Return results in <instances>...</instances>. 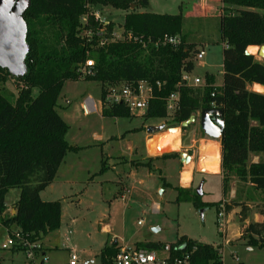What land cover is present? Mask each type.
<instances>
[{
    "label": "trees",
    "instance_id": "trees-1",
    "mask_svg": "<svg viewBox=\"0 0 264 264\" xmlns=\"http://www.w3.org/2000/svg\"><path fill=\"white\" fill-rule=\"evenodd\" d=\"M219 2L223 12L217 16L219 41L224 44L223 84L216 86L215 78L207 75L206 85L196 87L184 80V75L193 71L199 50L184 31L187 16L182 12L141 11L150 0H31L24 14L30 46L26 55L28 72L16 77L0 66V227L20 229L30 240L42 241L61 225V201L43 200L41 192L55 180L68 150L73 148L66 140L69 127L56 109L65 82L81 78L98 81L102 84L101 99L105 100L111 86H136L146 81L153 97L145 121L171 118V127H177L193 113L212 108L213 102L222 109L224 193L234 180L248 185L247 191L244 189L248 192L246 200H233V204L241 206L240 220L244 222L249 202H255L263 220L243 226L239 240L250 247H264V93L249 89L254 83L264 86V59L257 54L258 46L264 44V0ZM98 4L127 11L125 37L113 39L114 24L99 22L91 10ZM165 36H179L181 42L159 46L150 42ZM89 59L94 61L93 74L84 75L81 69ZM10 78L20 83L14 96L5 85ZM176 92L178 107L169 113L167 99ZM102 114L130 116L131 111L124 103H105ZM253 155L259 157L257 162L252 161ZM162 157H179V153ZM11 188L20 189L15 213H9L6 200ZM177 190L178 201H192L200 209L213 205L203 202L195 188ZM231 204H226L227 212L234 206ZM171 245L172 256L190 253L189 264H251L226 263L220 245L185 235ZM136 246L159 250L164 243L146 241ZM120 249L118 243H106L99 262L110 261Z\"/></svg>",
    "mask_w": 264,
    "mask_h": 264
},
{
    "label": "rangeland",
    "instance_id": "rangeland-1",
    "mask_svg": "<svg viewBox=\"0 0 264 264\" xmlns=\"http://www.w3.org/2000/svg\"><path fill=\"white\" fill-rule=\"evenodd\" d=\"M200 1L150 0L148 7L140 9L155 13L182 12L187 16L184 31L188 39L194 41L197 48L204 47L206 51L202 60L194 58V70L189 76V82L192 83L196 78L204 79L207 75H214L217 80H221L222 76L224 44L219 41L217 15L223 12L219 0H206L202 12L196 11L195 7L200 5ZM132 6L131 9H134L135 5ZM91 10L100 15L99 19L103 22H99L103 25L114 24L113 36H126L123 27L126 10L101 4L92 5ZM199 13L207 16H194ZM5 85L13 96L20 88L15 78H10ZM37 93L38 89H35L34 95ZM88 98L94 100L98 111H86L84 102ZM101 98L102 84L81 78L67 80L58 100L56 109L69 127L66 140L73 148L68 150L55 180L42 194L46 201L60 200L63 205L60 227L40 242L49 259L47 264H67L71 250H75L83 261L97 263L100 261L101 249L112 240H117L124 247L136 248L137 242L171 244L183 235L220 245L226 263L264 264V247L249 249L250 246L239 239L233 240L240 228V215L236 211L226 217V239L219 226L220 203L225 201L226 204L234 205L231 200H246L247 184L238 183L234 188L231 183L224 193L220 176L197 172L193 184L196 192L202 186V194H197L203 202L213 203L210 207L200 209L192 201L177 200L182 171L178 159L159 158L153 161L151 168L134 162H139L148 152L146 127L149 125H163L161 131L148 134L151 154L162 156L170 151H164L165 133L169 128L173 129L169 131L168 146L178 148L179 140L182 139L186 147L191 144L192 138L201 141L209 138L200 124L194 122L182 130L181 124L171 127V118L145 121L144 115L137 111L131 112L130 116H104L101 109L105 102L102 100L100 106ZM198 146L199 143H196L189 152L196 154L197 163H202L204 155L199 153ZM232 189H235L237 196L230 197ZM121 191L126 193V199H122ZM19 195V188L8 191L6 200L9 213ZM155 203L159 204L158 209L154 207ZM250 204L252 207L256 205L252 201ZM238 210H241V206ZM250 218L255 220L253 211ZM104 225L109 229L104 230ZM6 236V229L1 226L0 245ZM0 259L2 264H15V260L21 264L25 256L23 252L12 254L0 249Z\"/></svg>",
    "mask_w": 264,
    "mask_h": 264
},
{
    "label": "built area",
    "instance_id": "built-area-1",
    "mask_svg": "<svg viewBox=\"0 0 264 264\" xmlns=\"http://www.w3.org/2000/svg\"><path fill=\"white\" fill-rule=\"evenodd\" d=\"M96 18L99 21V14L95 13ZM103 22V21H102ZM117 37L114 38L115 39ZM138 40V38H136ZM155 46L161 44H173L177 45L181 42L179 36H165L162 39H157L156 41H151ZM205 54L204 51L197 53L198 58H202ZM94 61L92 59L87 60L85 66L81 69L84 75H91L93 71L91 67ZM190 77L188 74L184 75V80L188 83ZM195 83H201L200 78L195 79ZM189 84V83H188ZM205 85V84H204ZM152 87L146 82L141 81L138 85L133 86L131 84H122L120 87H111L107 90L105 96V103L107 105L111 104H126L130 111H137L139 114L144 115L147 108L149 100L152 96ZM179 103V94L173 93L167 99V109L171 113L176 110ZM213 107L215 103H212ZM86 111L92 112L97 111V106L92 98H88L85 102ZM226 203L223 201L219 206L218 219L219 226L223 237L227 234V219H226ZM15 213V212H14ZM7 232L6 239L0 245L2 250H12L15 248L21 249L24 253L28 264H47L49 259L46 253L43 251L40 240H30L28 234H24L20 229H9L5 228ZM172 245L170 243L164 244V246L159 249H148V248H135V247H121L120 251L107 262H98L96 264H189L190 253L184 252L181 256H172ZM177 249V248H176ZM178 250V249H177ZM222 254V252H221ZM0 264L1 261H0ZM67 264H94L89 262H84L75 250H71L69 261Z\"/></svg>",
    "mask_w": 264,
    "mask_h": 264
},
{
    "label": "water",
    "instance_id": "water-1",
    "mask_svg": "<svg viewBox=\"0 0 264 264\" xmlns=\"http://www.w3.org/2000/svg\"><path fill=\"white\" fill-rule=\"evenodd\" d=\"M30 6L31 0H0V66L16 77L26 75L28 72L26 55L30 46L26 39L28 24L24 19V14ZM246 53L251 54L248 50ZM257 54L260 59H264V44L258 46ZM198 115L204 133L210 138L221 139L225 121L220 108H204L199 114L198 112L193 113L188 120L181 123V129H186L193 124ZM162 129L163 125L147 127L149 133H156ZM180 156L181 161L185 163L191 159L185 151H181ZM201 188L200 185L197 189L200 195L202 194Z\"/></svg>",
    "mask_w": 264,
    "mask_h": 264
},
{
    "label": "crops",
    "instance_id": "crops-1",
    "mask_svg": "<svg viewBox=\"0 0 264 264\" xmlns=\"http://www.w3.org/2000/svg\"><path fill=\"white\" fill-rule=\"evenodd\" d=\"M207 3V1L206 0H201L200 1V5L199 6H196L195 7V10L196 11H201L202 12V10L204 9V6L203 5H205ZM222 5H221V3H220V7H221ZM195 15H197V17H200V16H207V15H204V14H202V13H199V14H195ZM219 15V14H218ZM217 15V16H218ZM198 52L197 53H199L200 51H204L205 52V54H206V51H205V49H204V47H201V48H198ZM205 54L203 55V57L202 58H198L197 57V54L194 56V58H197V59H200V60H202L203 58H204V56H205ZM251 54H253V53H251ZM194 70V69H193ZM192 73V72H191ZM190 73V74H191ZM190 74H188L189 76H190ZM209 74H212V73H209ZM221 80H217V78H216V76H214V75H212L214 78H215V85L216 86H221L222 84H223V63H222V71H221ZM211 76V75H210ZM201 79V83H199V84H196L195 83V80H194V83H192L191 81L189 82L188 81V83H189V85H192V86H196V87H199V86H204V84L206 85V77L204 78V79H202V78H200ZM249 89L250 90H253V91H257V92H261V93H264V86L263 85H261V84H258V83H254V84H252V85H249ZM86 102V101H85ZM85 102H84V105H85ZM102 99H101V102H100V106H102ZM85 108H86V106H85ZM102 110V109H101ZM97 111H98V108H97ZM201 111V110H200ZM200 111H197L198 112V114H199V112ZM195 123H199L200 124V121H199V115H198V118L196 119V121H195ZM201 127V126H200ZM147 128V127H146ZM146 131V130H145ZM168 131V132H167ZM166 131V133H165V145H164V151H167V150H170L168 153H171V152H178L179 153V157H174V158H176V159H178V161H180V163H181V182H180V184H179V186L178 187H183V188H190V187H195V185H193L194 184V181H195V174L198 172V173H201V174H206V175H213V176H220L221 178H222V168H221V154H222V145H221V139H215V138H208V139H203L202 141H201V139H195V138H192L190 141H191V144H187V146L185 147V145L186 144H184L183 143V140L182 139H180L179 140V144L180 145H177V146H179L178 148H176V146H173V147H169L168 146V142H169V139H170V134H169V131H170V129H168ZM148 134H151V133H149L148 131L146 132V140H147V147H148V152H147V154L145 155V156H143V157H141V160H138L139 162H136V161H134L136 164H138V165H144L145 167H147V168H151V164L153 163V161L154 160H157V159H159V158H164V157H162L161 155H152L151 154V148H150V146H149V143H150V138H149V136H148ZM213 142H216V144L218 145V147H219V166H218V168L216 169V170H204V169H202L203 167H202V163H197L196 161V159H197V156H196V154H190V152H189V149L190 148H192L193 146H196V143H199V146L197 147L198 148V150H199V153H201V155H203V154H205L204 153V147L206 146V145H209V144H211V143H213ZM185 150V152H187L190 156H191V159H190V161L189 162H187V163H185V162H182L181 161V156H180V152L181 151H184ZM151 159V160H150ZM258 159H259V157L258 156H256V155H253L252 156V161L253 162H257L258 161ZM163 160V159H162ZM144 162H146V163H144ZM238 181H236V180H234L233 182H232V185H233V187L235 188L236 186H238ZM47 189V188H46ZM45 189V190H46ZM45 190H43L42 192H41V197H42V199L43 200H45L44 198H43V193L45 192ZM121 195H122V199H126L127 198V195H126V193H124V191H121ZM235 196H237V194H236V191H235V189H232L231 190V196L230 197H235ZM49 201V200H48ZM231 201H233V200H231ZM155 206V208L156 209H158V207H159V204L158 203H155L154 204ZM249 210L247 211V216H246V219H245V221L244 222H242L241 220H240V228H239V231H238V233H237V235H236V237L233 239V240H237V239H239L240 238V236H241V232H242V229H243V226H245V225H247L249 222H252V220H251V218H250V213L253 211L254 213H255V220L254 221H262L263 220V216L259 213V211H258V208H256L255 207V205L252 207V205L250 204V202H249ZM238 208H239V206H237V205H234L233 207H232V209L229 211V212H227V215H226V217L229 215V213L230 212H232V211H236L238 214L240 213V210H238ZM219 210V209H218ZM14 212H16V210H15V207H14V205L12 206V208H11V213H14ZM62 215H63V205H62ZM240 215V214H239ZM140 222V221H139ZM227 222H228V219H227ZM103 229L104 230H108L109 228L106 226V225H104V227H103ZM228 232V231H227ZM225 239L227 238V234H226V237H224ZM230 241H232V240H230ZM238 241H240V242H244L245 243V241L244 240H238ZM118 243V241L117 240H112V242H106V243H108V244H110V243ZM105 243V244H106ZM118 245L119 246H121V247H124L123 245H120L119 243H118ZM249 249H250V247H249ZM8 251H10L12 254H16V253H18V252H21V251H18V252H14L13 250H8ZM44 253H45V251H43ZM25 256V255H24ZM24 261H21L20 263L21 264H28V262H27V260H26V258L25 259H23ZM0 261H1V259H0ZM83 261V260H82ZM85 262V261H84ZM86 262H89V263H94V264H96V262H93V261H91V260H88V261H86ZM98 263V262H97ZM15 264H19V263H17L16 262V260H15Z\"/></svg>",
    "mask_w": 264,
    "mask_h": 264
},
{
    "label": "bare ground",
    "instance_id": "bare-ground-1",
    "mask_svg": "<svg viewBox=\"0 0 264 264\" xmlns=\"http://www.w3.org/2000/svg\"><path fill=\"white\" fill-rule=\"evenodd\" d=\"M171 130V129H170ZM204 157L202 160V169L216 170L219 166V147L216 142H213L204 147Z\"/></svg>",
    "mask_w": 264,
    "mask_h": 264
}]
</instances>
